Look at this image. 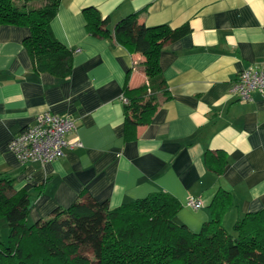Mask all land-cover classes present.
<instances>
[{
	"label": "crops",
	"instance_id": "obj_1",
	"mask_svg": "<svg viewBox=\"0 0 264 264\" xmlns=\"http://www.w3.org/2000/svg\"><path fill=\"white\" fill-rule=\"evenodd\" d=\"M86 7L108 15L110 28L134 12L149 27L191 28L160 52L169 98L128 135L123 87L143 83L144 56L91 36ZM50 26L72 51L65 77L35 69L23 45L26 27L0 24V173L15 190L28 187L29 224L78 200L115 208L168 192L182 205L174 220L198 231L219 187L233 201L223 216L229 232L244 213L264 207V91L249 101L232 91L237 72L264 59V0H60ZM45 110L73 117L70 136L82 146L48 162L21 163L8 143ZM189 196L203 206L187 207Z\"/></svg>",
	"mask_w": 264,
	"mask_h": 264
},
{
	"label": "trees",
	"instance_id": "obj_2",
	"mask_svg": "<svg viewBox=\"0 0 264 264\" xmlns=\"http://www.w3.org/2000/svg\"><path fill=\"white\" fill-rule=\"evenodd\" d=\"M31 1L18 5L0 0V24L26 27L29 33L23 45L35 69L65 77L71 72L72 51L56 39L50 26L60 0H42L37 7L29 6ZM82 13L91 36L114 39L144 56L143 83L130 87L125 82L123 87L128 135L130 129L149 124L169 98L160 52L191 28L188 23L149 27L136 12L110 28V17L95 7ZM218 157L224 165V156ZM232 202L230 192L219 187L208 204L210 219L198 231L174 220L182 205L168 192H153L115 208L106 202L78 200L29 224L28 187L15 190L13 179L0 173V220L9 227L7 238L0 236V264H264V207L244 213L229 232L223 216Z\"/></svg>",
	"mask_w": 264,
	"mask_h": 264
},
{
	"label": "built area",
	"instance_id": "obj_3",
	"mask_svg": "<svg viewBox=\"0 0 264 264\" xmlns=\"http://www.w3.org/2000/svg\"><path fill=\"white\" fill-rule=\"evenodd\" d=\"M232 91L239 101L251 100L254 91L263 92L264 59L238 71L233 80ZM75 128L73 117L45 110L38 113L31 124L17 132L8 146L21 163L48 162L62 157L66 150L82 146L78 138L70 136ZM185 205L198 209L203 203L201 199L189 196Z\"/></svg>",
	"mask_w": 264,
	"mask_h": 264
},
{
	"label": "rangeland",
	"instance_id": "obj_4",
	"mask_svg": "<svg viewBox=\"0 0 264 264\" xmlns=\"http://www.w3.org/2000/svg\"><path fill=\"white\" fill-rule=\"evenodd\" d=\"M14 1L18 5H20L22 3V0H14ZM41 2H42V0H32L28 5L37 7V6H39L41 4ZM8 234H9V227H8L7 223L3 219H1L0 220V236H2L4 239H6ZM89 254L92 255L91 252H89Z\"/></svg>",
	"mask_w": 264,
	"mask_h": 264
}]
</instances>
